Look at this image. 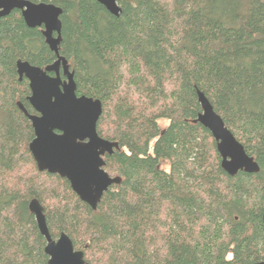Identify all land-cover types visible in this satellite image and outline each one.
<instances>
[{"label":"trees","instance_id":"trees-1","mask_svg":"<svg viewBox=\"0 0 264 264\" xmlns=\"http://www.w3.org/2000/svg\"><path fill=\"white\" fill-rule=\"evenodd\" d=\"M32 1L61 8L59 53L76 93L101 100L96 130L118 143L104 169L120 182L92 209L67 179L37 169L16 61L43 67L56 56L20 10L1 16L0 264H47L31 198L50 236L65 232L85 264L264 260V0H117V15L97 0ZM197 89L257 172L221 168L210 132L191 121Z\"/></svg>","mask_w":264,"mask_h":264},{"label":"water","instance_id":"water-1","mask_svg":"<svg viewBox=\"0 0 264 264\" xmlns=\"http://www.w3.org/2000/svg\"><path fill=\"white\" fill-rule=\"evenodd\" d=\"M110 13L117 15V0H97ZM18 9L28 27H40L44 42L56 56L45 66L18 59V79L28 80L30 94L27 100L34 113L26 110L21 101L18 108L30 120L33 138L28 149L39 171L58 174L67 179L71 189L92 209H96L104 191L120 182V176L110 175L104 169V155L111 154L118 143L100 136L96 130L102 111L99 98L76 93L73 71L67 59L59 53L61 40L60 6L46 1L0 0V17ZM63 76V77H62ZM201 111L191 119L208 129L220 155V166L229 175L237 171L257 172L259 165L246 153L243 145L224 124L208 98L196 90ZM39 232L45 239L47 264H85L81 249L74 248L71 238L61 232L52 238L48 232L43 206L36 198L28 202ZM264 223V210L262 212ZM250 264H264V260Z\"/></svg>","mask_w":264,"mask_h":264},{"label":"rangeland","instance_id":"rangeland-1","mask_svg":"<svg viewBox=\"0 0 264 264\" xmlns=\"http://www.w3.org/2000/svg\"><path fill=\"white\" fill-rule=\"evenodd\" d=\"M168 123V121L166 119H162L159 121V124L161 127H164L166 124ZM165 168H167V165H164Z\"/></svg>","mask_w":264,"mask_h":264},{"label":"flooded vegetation","instance_id":"flooded-vegetation-1","mask_svg":"<svg viewBox=\"0 0 264 264\" xmlns=\"http://www.w3.org/2000/svg\"><path fill=\"white\" fill-rule=\"evenodd\" d=\"M40 30H41V28L40 27H38ZM63 77V76H62ZM23 78V77H22ZM25 78V77H24ZM28 81V80H27ZM29 120V119H28ZM30 121V120H29ZM31 124V123H30Z\"/></svg>","mask_w":264,"mask_h":264}]
</instances>
